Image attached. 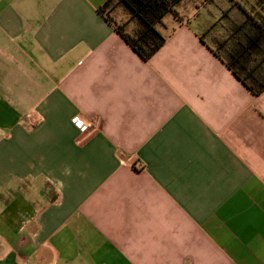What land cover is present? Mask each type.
Listing matches in <instances>:
<instances>
[{"label":"crops","instance_id":"0c3cea01","mask_svg":"<svg viewBox=\"0 0 264 264\" xmlns=\"http://www.w3.org/2000/svg\"><path fill=\"white\" fill-rule=\"evenodd\" d=\"M105 1L0 0V264H264V89L199 38L230 2L143 60Z\"/></svg>","mask_w":264,"mask_h":264},{"label":"trees","instance_id":"16d2710c","mask_svg":"<svg viewBox=\"0 0 264 264\" xmlns=\"http://www.w3.org/2000/svg\"><path fill=\"white\" fill-rule=\"evenodd\" d=\"M183 1L106 0L98 10L131 49L147 60L165 41L159 30L163 17L171 13L179 21L175 7ZM228 1L236 16H229L228 9L221 10L220 20H225L221 33L209 34L218 23L214 20L199 38L206 35L211 52L257 95L264 89V0Z\"/></svg>","mask_w":264,"mask_h":264},{"label":"rangeland","instance_id":"374dc122","mask_svg":"<svg viewBox=\"0 0 264 264\" xmlns=\"http://www.w3.org/2000/svg\"><path fill=\"white\" fill-rule=\"evenodd\" d=\"M197 0H194L193 1V3H195ZM201 1V0H200ZM210 1V0H209ZM199 2H196V4H198ZM185 7V8H184ZM184 7L182 8L183 10L185 9H187V10H189V11H191V9L192 8H195V6H194V4H192L191 2L189 3V2H187L185 5H184ZM222 8V10H229L228 11V15L229 16H236V10L231 6V5H229V4H227L226 6H222L221 7ZM175 10H178L179 12H180V10H181V8H180V6H176L175 7ZM173 15L171 14V13H167L164 17H163V19H162V21H163V23L165 24V26H166V29H167V27H168V25L169 24H171L172 22H174L173 21ZM220 18H221V15H219L216 19H215V22H218L217 23V25L211 30V32L209 33V34H211L212 36H217V35H219L220 33H221V31H222V26H223V24H225V20L223 19V20H220ZM195 20H192V22H194ZM161 31H162V33L165 31V27H161Z\"/></svg>","mask_w":264,"mask_h":264},{"label":"built area","instance_id":"2783aa9c","mask_svg":"<svg viewBox=\"0 0 264 264\" xmlns=\"http://www.w3.org/2000/svg\"><path fill=\"white\" fill-rule=\"evenodd\" d=\"M72 123L80 132H87L91 129H95L96 124L89 120H84L78 115H75L71 118Z\"/></svg>","mask_w":264,"mask_h":264}]
</instances>
